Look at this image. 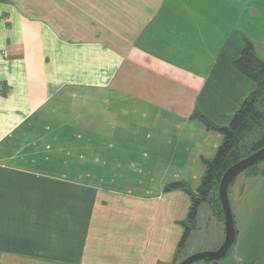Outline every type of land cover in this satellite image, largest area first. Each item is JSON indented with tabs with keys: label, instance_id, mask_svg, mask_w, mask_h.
I'll return each instance as SVG.
<instances>
[{
	"label": "crops",
	"instance_id": "crops-1",
	"mask_svg": "<svg viewBox=\"0 0 264 264\" xmlns=\"http://www.w3.org/2000/svg\"><path fill=\"white\" fill-rule=\"evenodd\" d=\"M246 41L264 63V0H0V264H178L208 223L191 253L217 249L203 203L178 250L190 198L164 187L194 191L222 142L196 115L227 126L255 90ZM259 164L228 187L211 264H264Z\"/></svg>",
	"mask_w": 264,
	"mask_h": 264
},
{
	"label": "trees",
	"instance_id": "trees-1",
	"mask_svg": "<svg viewBox=\"0 0 264 264\" xmlns=\"http://www.w3.org/2000/svg\"><path fill=\"white\" fill-rule=\"evenodd\" d=\"M233 65L255 82V90L245 98L227 126H216L202 115L195 114L206 128L222 133V142L217 147L213 159L204 160L205 170L198 187L194 191L184 182L168 183L164 187V191L180 189L190 198L186 220L182 222L184 229L178 242V250L184 247L189 233L195 226L198 208L201 204L207 203L212 208L214 207L216 214L223 220V213L218 199V185L223 172L233 163L264 146V132L255 140H248L256 127L263 126L264 123V112L260 108L264 103V63L256 58L252 44L246 41L240 56L233 62ZM259 163H264V159L246 170L256 169Z\"/></svg>",
	"mask_w": 264,
	"mask_h": 264
},
{
	"label": "water",
	"instance_id": "water-1",
	"mask_svg": "<svg viewBox=\"0 0 264 264\" xmlns=\"http://www.w3.org/2000/svg\"><path fill=\"white\" fill-rule=\"evenodd\" d=\"M263 159L264 146L233 163L223 172L218 185V199L221 205L225 226V236L223 242L215 250L194 253L185 259H182L178 264H194L199 261L215 262L221 259L227 253L235 237L234 220L228 199V187L234 177H236L239 173Z\"/></svg>",
	"mask_w": 264,
	"mask_h": 264
},
{
	"label": "rangeland",
	"instance_id": "rangeland-1",
	"mask_svg": "<svg viewBox=\"0 0 264 264\" xmlns=\"http://www.w3.org/2000/svg\"><path fill=\"white\" fill-rule=\"evenodd\" d=\"M263 111H264V106L263 107H260ZM192 124L188 125L187 127H190L191 125H201L202 123L200 121H198L197 119L193 120L191 122ZM203 125V124H202ZM201 125V126H202ZM84 157V156H83ZM262 164H258V166H260ZM250 169L246 170L245 172L249 173ZM196 184V183H195ZM190 187L191 188H194V183H189ZM197 185V184H196ZM128 188L130 190H133L134 192L137 191V192H144L146 190L147 187H149L150 189L154 188L152 186H148V185H133V184H128L127 185ZM257 189L258 191L263 194V196H260L261 199H258L259 201L262 202V200L264 199V180L260 179L259 180V185L257 186ZM263 204V203H262ZM264 205V204H263ZM208 208V205L207 204H202L199 208V211H198V214L200 216V219L203 218V220L205 221V214H203ZM213 238V234H212V224L211 223H208V227H207V230L206 231H202L201 234H199L198 230L195 231V237L193 240H191L188 244H187V247H185L181 253V258L182 259H185L186 257L194 254V253H191L193 248L195 247V245L197 246H203L205 243H209ZM204 251H208V250H204ZM201 252V251H200ZM196 264H211V262H204V261H199V262H196Z\"/></svg>",
	"mask_w": 264,
	"mask_h": 264
}]
</instances>
